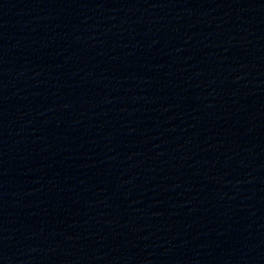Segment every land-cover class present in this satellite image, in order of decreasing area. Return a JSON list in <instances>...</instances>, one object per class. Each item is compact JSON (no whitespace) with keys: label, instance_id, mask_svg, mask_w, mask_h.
Listing matches in <instances>:
<instances>
[{"label":"water","instance_id":"95a60500","mask_svg":"<svg viewBox=\"0 0 264 264\" xmlns=\"http://www.w3.org/2000/svg\"><path fill=\"white\" fill-rule=\"evenodd\" d=\"M0 264H264V0H0Z\"/></svg>","mask_w":264,"mask_h":264}]
</instances>
